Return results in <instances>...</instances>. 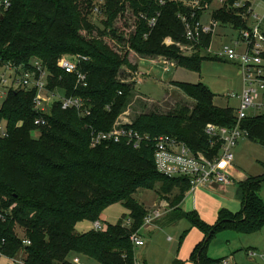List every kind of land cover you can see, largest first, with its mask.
<instances>
[{"label": "trees", "instance_id": "1", "mask_svg": "<svg viewBox=\"0 0 264 264\" xmlns=\"http://www.w3.org/2000/svg\"><path fill=\"white\" fill-rule=\"evenodd\" d=\"M189 1L0 0L9 3L0 14V65L29 71L30 63L37 59L54 75L49 89H64L68 97L82 98L92 105V115L80 118L75 111H62L55 104L52 115L45 117L46 125L37 126L41 115L35 110L34 91H10L4 100L0 108V250L5 257L23 256L24 264H72L69 257L77 254L99 264H135L136 249L130 236L143 229L148 213L134 196L156 187H160V198L169 204L170 222L185 220L205 235L206 240L191 256L198 264L225 261L207 256L220 229L249 235L264 228V202L260 198L264 181L241 183V212L221 210L217 225L212 227L196 212L181 209L191 184L186 178L159 174L152 142L140 150L125 143L95 149L90 146L91 128L109 132L131 105L134 86L121 80L126 77L124 68L136 70L138 57L164 58L177 67L200 71L207 59L200 54L183 57L177 47L165 44L167 39L185 42L179 15L189 14L184 5ZM237 1L227 0L229 7L214 12L213 18L234 29L244 28L241 15L245 10L231 8ZM208 2L212 0H201L202 4ZM98 6L105 29L93 21V10ZM154 19L156 24L150 28L148 23ZM116 21L121 24L115 26ZM64 56L88 58L80 65V71L88 75L86 88L57 67ZM179 87L194 101L191 109L177 107L167 113L141 115L132 128L152 139L176 138L194 152L207 155L211 149L204 133L207 125L233 128L236 112L217 107L214 95L203 84L181 83ZM241 126L249 133L248 141L264 147V115L249 117ZM2 127L7 137L1 135ZM118 203L130 213L116 226L87 235L76 232L78 222H100L101 213ZM129 218L132 226L128 229L124 222ZM18 230L24 237L18 236ZM23 240L30 245H23Z\"/></svg>", "mask_w": 264, "mask_h": 264}, {"label": "built area", "instance_id": "2", "mask_svg": "<svg viewBox=\"0 0 264 264\" xmlns=\"http://www.w3.org/2000/svg\"><path fill=\"white\" fill-rule=\"evenodd\" d=\"M256 1L239 0L233 4L232 10H245L242 16L244 28L234 29L233 26L223 25L213 18V13L229 7L227 0H212L211 3H201V0H191L185 3L189 14H180L179 19L184 25L185 42L176 43L171 39L165 40L166 46H175L183 57L190 58L200 54L206 55L219 62H225L236 66L242 82V90L238 96L235 94L229 98L238 99L239 107L236 112L237 124L233 128L207 125L205 135L210 141V152H194L190 147L170 136H160L152 139L149 135L138 133L128 121H121L120 116L109 132H98L91 128L90 146L95 149L105 144L125 143L134 150H140L143 145L152 142L155 147V165L159 174L168 178H186L189 181L190 191L194 192L206 186L234 187L236 178L235 151L243 140H248L249 133L241 126L242 121L249 117L264 115V13H256ZM250 4L251 7H247ZM213 5L217 9L211 15ZM9 7L8 2H0V14ZM202 13L200 17L197 13ZM94 15H101L100 6L93 10ZM156 19L149 21L153 28ZM220 33L224 36L220 37ZM207 41V44L205 45ZM139 63L150 60L154 66H165L167 73L170 67H177L175 62L164 58L143 59L138 57ZM88 62V58L82 56H64L58 61L57 67L66 75L74 76L77 85L83 88L88 86V75L80 71V65ZM31 70H23L13 65H0V99H6L10 91L35 92V110L41 115L37 120V126L46 125V118L52 115L55 104L62 111H75L80 118H88L92 115L90 101L77 97H68L64 89H49V81L54 75L39 60L30 63ZM138 77L144 76L140 71ZM149 75V74H148ZM61 79V78H60ZM251 113V114H250ZM125 116V115H124ZM1 135L7 137L4 127ZM218 149V152L215 151ZM169 204L163 202L160 208H155L148 213L144 220L145 227H150L157 221H161L167 214ZM96 231H103L101 222L95 223ZM132 226L129 218L124 222L125 228ZM141 231V230H140ZM140 231L130 236V241L136 249H143L145 242ZM23 245H30L23 240ZM254 253L251 254L253 256ZM5 258L0 250V259ZM15 263L14 259H9ZM19 264H24L23 262ZM135 264H144L135 259ZM222 264H231L224 261Z\"/></svg>", "mask_w": 264, "mask_h": 264}, {"label": "rangeland", "instance_id": "3", "mask_svg": "<svg viewBox=\"0 0 264 264\" xmlns=\"http://www.w3.org/2000/svg\"><path fill=\"white\" fill-rule=\"evenodd\" d=\"M254 4L257 14L264 13V0H256ZM219 6L213 5L212 10L207 11L206 16L211 15ZM93 21L96 23V26H100L102 29L106 28L104 23H102L105 21L102 14L94 15ZM120 21H116L115 26L120 25ZM107 28L113 29L112 27ZM119 33L121 34L122 32L120 31ZM122 34L125 35L126 32ZM222 36L224 35L220 33V37ZM202 58L207 60L202 61L199 72L190 71L191 69L182 68L181 66H173L165 73V66H154L150 60L139 63L138 59L134 63L137 66L136 70H130L132 73L128 68H124L126 77L121 80V83L133 85L135 93L131 99V105L122 113L121 116L123 118L121 121L134 123V120L141 115L152 112L167 113L173 109H177V107L191 109L194 106V101L179 89L181 83L192 85L203 84L214 95V102L217 107L230 108L238 112V99L228 97L233 94H239L242 90L238 68L225 62L208 60L206 55H202ZM139 71L144 74L141 78L137 76ZM4 100L0 99V108ZM35 135L39 136L38 134ZM235 156V165L238 171L246 177L244 182L259 184L264 181L263 146L243 140L236 149ZM261 187L260 198L264 202V183L261 184ZM232 195L234 194L231 192ZM160 196V187H156L150 191H139L134 196V199L149 213L155 208H160L161 203H163V199ZM241 196V200L237 196L236 198L233 196L231 199L235 201L234 205L236 206L233 214H238L242 210L243 194ZM129 213L124 206L118 203L104 210L98 219L105 229L109 225L116 226L120 219L125 215L128 216ZM217 222L218 216L212 220L210 225L214 227L217 225ZM156 223H159V221ZM95 227V222L82 220L76 225V232L87 235L95 232ZM142 228L144 230L145 226ZM160 228L161 230H156V232L151 231L150 234L144 232L147 246L141 249L140 254L143 256L146 254L145 257L148 264H171L172 258L176 257L179 247L181 245L183 247L186 242L190 243L191 237L195 234H201L199 235L201 242L206 240L201 230L192 227L187 221L177 223L166 220L160 225ZM17 234L19 237H24L21 230H18ZM183 236H185L184 239H182ZM249 251H252L254 255L250 256L248 254ZM250 254L252 253L250 252ZM207 256L213 260L229 261L231 264H264V228L257 233L249 235L239 234L232 229H220L209 244ZM69 258L72 264H99L94 260L81 257L77 254H72ZM22 260L23 256L15 258V263L9 259L2 258L0 259V264H19L23 262ZM188 264L198 263L191 260Z\"/></svg>", "mask_w": 264, "mask_h": 264}, {"label": "crops", "instance_id": "4", "mask_svg": "<svg viewBox=\"0 0 264 264\" xmlns=\"http://www.w3.org/2000/svg\"><path fill=\"white\" fill-rule=\"evenodd\" d=\"M235 167H236L235 168L236 172H234V176L236 178V184L234 185V187H222V186L212 185L209 187L206 186L205 188H200L194 192H188L185 195V198L181 204V209L184 212L190 213V214L192 212H196L199 216L202 217L201 219L208 225H210L212 220L216 216L219 215L221 210H227L233 213V210L236 208V206L234 205L235 201L231 199L233 198V196L235 198L237 196V198H240L241 200L242 191L240 188V184L243 183L244 180L246 179V177L238 171L236 165ZM231 192L234 195L231 196ZM166 220H169V218L167 217V214L164 216V218H162L161 221H159V223H156L150 227H145L144 230L141 229L140 235L145 242L144 248H146L147 246V241L144 238V232L150 234L151 231L156 232V230L157 231L159 229L161 230L160 225ZM182 221H185V220H182ZM179 222L180 221H178L177 223ZM174 225H177V224H174ZM199 235L195 234L194 236L191 237L190 243L186 242L184 243L183 247L182 245L181 247H179L176 257L172 258L173 260L171 261V264H173V262L175 261H180L182 264H188V262H191L190 255H192L194 247L198 243L201 242ZM140 252H141V249L138 250L136 253L137 259L144 264H148L146 257H145L146 254L143 256L142 254H140ZM250 252L251 253L253 252L252 251L248 252V254L251 256ZM250 260H253V259H250Z\"/></svg>", "mask_w": 264, "mask_h": 264}, {"label": "water", "instance_id": "5", "mask_svg": "<svg viewBox=\"0 0 264 264\" xmlns=\"http://www.w3.org/2000/svg\"><path fill=\"white\" fill-rule=\"evenodd\" d=\"M1 19H3V16H0ZM211 235V234H210ZM208 240V239H207Z\"/></svg>", "mask_w": 264, "mask_h": 264}]
</instances>
